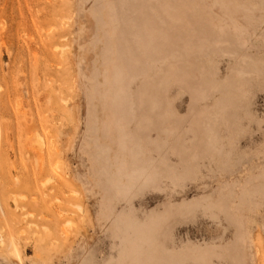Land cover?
Segmentation results:
<instances>
[{"label":"rangeland","instance_id":"1","mask_svg":"<svg viewBox=\"0 0 264 264\" xmlns=\"http://www.w3.org/2000/svg\"><path fill=\"white\" fill-rule=\"evenodd\" d=\"M0 264H264V0H0Z\"/></svg>","mask_w":264,"mask_h":264}]
</instances>
